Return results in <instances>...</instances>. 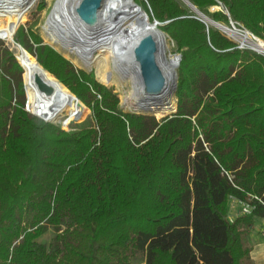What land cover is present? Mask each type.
<instances>
[{
	"label": "trees",
	"instance_id": "1",
	"mask_svg": "<svg viewBox=\"0 0 264 264\" xmlns=\"http://www.w3.org/2000/svg\"><path fill=\"white\" fill-rule=\"evenodd\" d=\"M6 1L0 38L12 43L10 9L12 24L35 0ZM189 2L264 41V0ZM142 4L181 56L177 112L160 120L123 112L112 88L46 44L36 24L21 26L46 10L44 0L13 36L30 54L27 69L0 39V264H255L264 54L239 48L181 0ZM107 49L86 66L105 84L113 71ZM33 73L49 76L54 107L74 113L80 100L72 121L90 115L66 131L26 112L22 79L29 98ZM233 201L240 207L231 220Z\"/></svg>",
	"mask_w": 264,
	"mask_h": 264
},
{
	"label": "bare ground",
	"instance_id": "2",
	"mask_svg": "<svg viewBox=\"0 0 264 264\" xmlns=\"http://www.w3.org/2000/svg\"><path fill=\"white\" fill-rule=\"evenodd\" d=\"M6 1V0H4ZM38 0H35L23 16L21 24L25 16L30 12ZM7 2V1H6ZM79 0H57L55 4L56 15L58 19V32L51 30L52 42L58 46H61L65 52H69L71 55L75 54L78 49L84 51V53L76 54V58L80 61H88V59L96 52L97 48L104 43H108L111 46V61L115 60V69L118 75L120 67L129 68L130 73L126 77L131 90L125 94L126 107L135 112L144 113L146 108L152 109V114L157 117H163L170 114L175 110L174 94L167 92L163 97L157 100H146L144 89L138 84L135 73L132 71L136 69L134 67L133 53L134 48L138 45L139 41L146 35H154L162 47L163 57L166 59V72L171 81L176 79V65L178 58H167L166 51L168 48V39L164 33L156 27L153 22L150 21L149 15L141 9L136 3L134 6L133 0H105V6L103 10L104 24L100 30H91L82 26L78 20L75 8L78 5ZM187 6V5H186ZM115 14L114 18L109 15V12ZM53 12V11H52ZM52 14V13H51ZM208 26L212 27V23L207 21ZM18 27L8 30L9 38L15 45L13 38ZM221 32L227 35L234 41L248 44L255 50L264 52V43L260 40H252L250 35L245 31L237 30L234 27H228L221 25ZM83 35V36H82ZM20 52V59L26 66V55L19 46L15 45ZM98 52V51H97ZM113 56V58H112ZM95 60V55L93 62ZM42 68V67H41ZM46 72V71H45ZM48 73V72H47ZM37 79H40L48 86H50L49 76L33 73L28 78L29 100L33 104V110L40 113L44 118L51 120H62L65 125H68L72 121V117L75 113L76 98L74 101V113L72 111H66L61 108L53 106L52 101H57L54 94L47 96L39 92L37 87ZM55 79V78H54ZM56 80V79H55ZM60 83L58 80H56ZM62 85V84H61ZM26 90V87H25ZM171 105L167 108H162V112H158V107L162 105ZM150 105V106H149Z\"/></svg>",
	"mask_w": 264,
	"mask_h": 264
},
{
	"label": "water",
	"instance_id": "3",
	"mask_svg": "<svg viewBox=\"0 0 264 264\" xmlns=\"http://www.w3.org/2000/svg\"><path fill=\"white\" fill-rule=\"evenodd\" d=\"M181 1L185 3L198 16V18L202 22L207 24V21H209L210 23L213 24L212 25L213 28L221 31L220 27L222 24L209 19L201 11H199L191 2H189V0H181ZM104 6H105V0H79L78 5L75 8V13L82 26H85L86 28L91 30L98 31L101 29L105 21L102 17ZM109 15H111L113 18L115 16V14H113V12L111 11L109 12ZM153 23L156 27L161 26V24L158 21L154 20ZM230 25L231 27L236 28L235 24L232 21L230 22ZM159 30L162 33H164L160 28ZM15 45L19 46V48H21V50L24 53L26 54L28 53V51L25 48H23L21 44L17 43L16 40H15ZM249 49L258 52L260 54H264L263 51H258L253 48H249ZM133 60H134V67H136V69L132 71L135 73L138 84L141 85L144 89L146 100H157L158 98L163 97L167 92H171L174 95H176L178 77L176 75V79L174 81H171L169 76L167 75L166 66H165L167 64L166 59L163 57L161 44L158 42V40L154 35H146L139 41L138 45L134 48ZM180 63H181V56L179 55L178 63L176 65L177 68L180 66ZM129 73H130L129 68H126L124 66L120 67L118 70V74L124 77H127ZM36 83L40 93L45 94L47 96H51L53 94L52 88L43 81H41L40 79H37ZM76 99L77 101H80L78 98ZM170 106L171 105L169 104L162 105L158 107L157 110L158 112H162L163 111L162 108H167ZM149 108L150 107L146 108L145 110L147 111H145L144 113L137 112V114L151 115L156 117V115L151 113L153 110ZM176 112H177V108L174 111H172L169 115H165L162 118L175 114ZM44 119L47 122L51 121V119L48 118H44ZM77 121L78 120H74L72 124Z\"/></svg>",
	"mask_w": 264,
	"mask_h": 264
},
{
	"label": "rangeland",
	"instance_id": "4",
	"mask_svg": "<svg viewBox=\"0 0 264 264\" xmlns=\"http://www.w3.org/2000/svg\"><path fill=\"white\" fill-rule=\"evenodd\" d=\"M39 1V0H38ZM37 1V2H38ZM134 1V6H136L135 5V3L138 5V6H140V7H142L143 8V11L145 12V10H144V6H143V4H142V1L143 0H133ZM36 2V3H37ZM56 2H57V0H44V3L46 4V10L44 11V12H42L39 16H37L36 18H34L29 24H27V25H21V20H22V16H21V18L19 19V20H15L14 22H12V24H11V9H10V15H9V19H8V24L9 25H13L12 27L13 28H16V27H18L19 25H21V26H24V27H26V28H28L30 25H37L35 28H34V30L35 31H37L40 35H41V37H42V39L44 40V42L46 43V44H49V45H51L52 47H54L59 53H61L64 57H66L68 60H70L78 69H81V70H84V71H86L87 73H94V75H95V78H96V80L100 83V84H102V85H104V86H106V87H108V88H112L113 90H114V92L119 96V99H120V107H121V109L123 110V112H125V113H137V112H135V111H133V110H130L129 108H127L126 107V102H125V94L126 93H128L130 90H131V87H130V85H129V83L127 82V80L128 79H126V77H124V76H122V75H120V74H118L117 75V72H116V69H115V60H114V58H113V56H112V58H113V71H112V77H111V81H110V83L109 84H105V83H102L100 80H99V78H98V75H97V68L96 67H94L93 69H92V67H91V69H92V71H91V69L89 70V69H87L86 68V66L92 61V58H89L88 59V61H80L78 58H76V54L78 53V54H81V53H84V51H82V50H80V49H78L77 50V52L75 53V54H70L68 51L67 52H65L63 49H62V47L61 46H58V45H56V44H54L53 42H52V40L50 39L51 37H52V34H51V30H54L55 32H58V19H57V15H56V10H55V4H56ZM8 3V2H7ZM9 4V3H8ZM35 6V5H34ZM9 7H10V5H9ZM141 8V9H142ZM216 10H218V9H216ZM53 11V12H52ZM52 13V14H51ZM50 14H51V16H50ZM15 15H12V17H14ZM24 16V15H23ZM50 16V17H49ZM48 18H49V21H48ZM221 24V23H220ZM223 25H226V24H223ZM20 26V27H21ZM226 26H228V27H231V25H226ZM19 27V28H20ZM18 28V29H19ZM236 29L237 30H240V31H245V32H247L249 35H250V37L252 38V40L254 41V42H256L255 41V38H257L256 36H254L252 33H250L249 31H247V30H243V29H239V28H237L236 27ZM18 31V30H17ZM221 32V31H220ZM17 33V32H16ZM223 35H225L223 32H221ZM165 36L167 37V39H168V48H167V51L165 52L166 53V56H167V58H170V57H172V58H178V56L180 55V54H178V52H177V49H176V46H175V44L172 42V40L165 34ZM227 38H229L227 35H225ZM1 39V38H0ZM230 40H232L233 42H235V43H237L238 45H239V48H241V49H246V48H252V47H250L248 44H243V43H241V42H237V41H234L233 39H231V38H229ZM257 39H259V38H257ZM3 42H4V44H5V46L8 48V49H10V50H12V51H15V50H17V47L13 44V43H10V41L7 39V38H3V39H1ZM261 42H263L264 43V41L263 40H261V39H259ZM0 44H1V41H0ZM106 48H108L107 50H108V53H109V56H110V54H111V46H110V44H108V43H104V44H101L98 48H97V50H96V52L93 54V55H95V58H97V57H99V55H100V51H102V50H105ZM18 51V50H17ZM98 51V52H97ZM30 55V54H29ZM112 55V54H111ZM31 57V56H30ZM33 57V56H32ZM31 57V58H32ZM111 58V57H110ZM33 59H36V58H34L33 57ZM102 59V57H100V58H98V60H101ZM37 61V60H36ZM92 65H93V63H92ZM16 67V66H15ZM23 67V66H22ZM16 69H17V67H16ZM18 70V69H17ZM23 70H24V68H23ZM19 71V70H18ZM177 71H178V68L176 69V75H177V77H178V74H177ZM31 77V76H30ZM21 79H22V76H21ZM22 83H23V86H24V90H25V82H24V74H23V79H22ZM27 85H28V80H27ZM29 87V86H28ZM69 91V90H68ZM126 92V93H125ZM25 95H26V100H29L28 99V95H27V88H26V90H25ZM74 95V94H73ZM174 100L175 101H173V103H175L174 105H175V109L177 108V98H176V95H174ZM31 107V110H32V106H30ZM87 108V107H86ZM90 110L88 109L87 110V112H84V113H81V114H79L78 116H76L74 119H73V121L74 120H78L77 122H75V123H73V124H79V123H82L83 121H85V119L90 115ZM169 115V114H168ZM156 118L158 119V120H160V119H162V117H157L156 116ZM62 121H63V119L62 120H53L51 123L52 124H56V125H60L59 124V122H61L62 123ZM72 121V122H73ZM63 130H66V131H68L70 128H69V126L68 127H65V126H62L61 127ZM239 205L237 204V203H235L234 201L231 203V215L233 216L234 214H236V212H237V210L239 209ZM263 227V225H258V228L255 230V231H253L251 234H250V236H249V244L253 247L254 245H256V244H264V236L262 235V233H261V231L262 230H260L261 228ZM51 237H52V233L50 232V233H48L45 237H43L42 238V241H44V242H48L50 239H51Z\"/></svg>",
	"mask_w": 264,
	"mask_h": 264
},
{
	"label": "built area",
	"instance_id": "5",
	"mask_svg": "<svg viewBox=\"0 0 264 264\" xmlns=\"http://www.w3.org/2000/svg\"><path fill=\"white\" fill-rule=\"evenodd\" d=\"M30 106H32V110H31V107H30ZM24 109H25L26 112H28V113L34 115L35 117H37V118H39V119H41V120L47 122V121L44 119V117H42V116L40 115L39 112L33 110V104H32L29 100H25ZM52 121H53V120H51V121H49V122H47V123H51ZM59 124H60L61 127H62V126H65V127H68V126H69V127H70V124H72V123H70V124H68V125H65V123L62 121V123L59 122ZM250 212H251V208H250L248 205H245V206L242 207V213H243V214H249ZM232 219H233V216L231 217V220H232ZM261 233H262V235L264 236V228L262 229Z\"/></svg>",
	"mask_w": 264,
	"mask_h": 264
},
{
	"label": "crops",
	"instance_id": "6",
	"mask_svg": "<svg viewBox=\"0 0 264 264\" xmlns=\"http://www.w3.org/2000/svg\"><path fill=\"white\" fill-rule=\"evenodd\" d=\"M264 226V222L260 223ZM251 252L252 260L255 264H264V244H256Z\"/></svg>",
	"mask_w": 264,
	"mask_h": 264
}]
</instances>
